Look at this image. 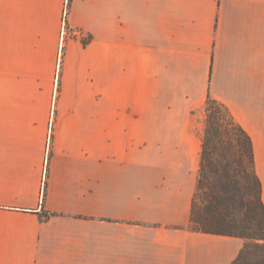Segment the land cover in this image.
Here are the masks:
<instances>
[{"label":"crops","instance_id":"1","mask_svg":"<svg viewBox=\"0 0 264 264\" xmlns=\"http://www.w3.org/2000/svg\"><path fill=\"white\" fill-rule=\"evenodd\" d=\"M209 97L264 199V0H0V264H233L190 228Z\"/></svg>","mask_w":264,"mask_h":264},{"label":"trees","instance_id":"2","mask_svg":"<svg viewBox=\"0 0 264 264\" xmlns=\"http://www.w3.org/2000/svg\"><path fill=\"white\" fill-rule=\"evenodd\" d=\"M202 159L190 228L245 240L233 264H264L263 185L252 139L229 109L206 101Z\"/></svg>","mask_w":264,"mask_h":264},{"label":"rangeland","instance_id":"3","mask_svg":"<svg viewBox=\"0 0 264 264\" xmlns=\"http://www.w3.org/2000/svg\"><path fill=\"white\" fill-rule=\"evenodd\" d=\"M199 120L201 122V127H202V133L204 132L205 126H206V108L202 110L199 116Z\"/></svg>","mask_w":264,"mask_h":264}]
</instances>
